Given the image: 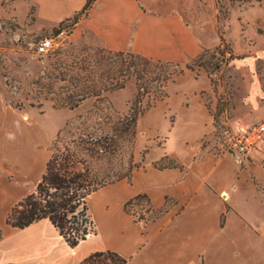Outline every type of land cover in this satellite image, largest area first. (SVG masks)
<instances>
[{
  "label": "rangeland",
  "instance_id": "374dc122",
  "mask_svg": "<svg viewBox=\"0 0 264 264\" xmlns=\"http://www.w3.org/2000/svg\"><path fill=\"white\" fill-rule=\"evenodd\" d=\"M190 7L184 20L200 53L185 51L184 59L174 61L184 72L168 83V97L153 102L139 117L134 142L119 140L110 162L90 159L96 169L122 173L133 163L138 168L131 183L146 180L148 171L163 177L173 170L206 174L217 170L212 182L227 187L234 175L244 179L264 168L257 158L233 157L227 150L230 135L255 120L254 100L264 103V0H193ZM75 15L52 18L40 0H0V181L17 182L9 184V199L36 191L56 148L73 139L111 137L136 98L137 82L132 78L122 90L90 96L69 108L107 82L94 64L98 51L110 50L94 32L78 30L82 20L75 26L65 22ZM48 37L54 48L39 55L35 44ZM135 41L139 46L149 44L145 36ZM173 204L167 199L165 207L156 209L151 198L138 195L124 202V212L146 226ZM198 205L182 218L180 233L172 229L174 241L164 246L160 234L152 250L133 262L126 259L127 264H264V243L253 234L258 229L234 223L236 217L230 213L228 230L240 233V238L227 241L223 236L211 242L205 234L213 226H206L203 219L211 208L210 220L215 223L218 203L206 193ZM218 215L217 228L226 229V214ZM99 226L105 232V226Z\"/></svg>",
  "mask_w": 264,
  "mask_h": 264
},
{
  "label": "crops",
  "instance_id": "0c3cea01",
  "mask_svg": "<svg viewBox=\"0 0 264 264\" xmlns=\"http://www.w3.org/2000/svg\"><path fill=\"white\" fill-rule=\"evenodd\" d=\"M40 1L45 13L52 18L61 19L78 13L87 2V0ZM191 2L193 0H97L89 15L81 21L78 30L94 32L110 50L138 52L161 61L174 62L184 59L185 51L192 55L201 51L196 36L184 20L187 15L184 12L191 10ZM143 36L149 40V44L139 46L138 43H134ZM253 103L255 120L250 124L241 125L240 128L264 122V103L256 99ZM228 153L233 157H240L229 151ZM242 158H257L264 163V144L261 149L252 151ZM216 171L206 174L199 170H173L166 171L163 177L148 171V178L143 182L131 183V180L125 179L99 190L88 199L89 211L95 219L97 234L89 236L76 248L68 245L48 219L24 229L8 225L7 217L12 208L27 195L22 194L9 199V184L17 185V182L5 185L1 180L0 210H3V213L0 225L3 237L0 240V264H83L91 254L99 251H112L133 262L146 251L152 250L155 238L160 234L164 246H167L173 237L172 229L175 228L180 233L183 226L182 218L188 210L197 209L206 193L212 196V200L218 203L220 209L215 223L210 220L211 208L207 210L206 219H203L206 226H213L207 228L205 234L211 242H217L223 236L227 237V241H237L236 238H240V233H231L228 230L230 213H233L236 217L234 223L249 230L251 226L255 227V230L259 231L253 232L256 240L264 243V168L248 173L244 179L234 175L231 185L227 187L212 182ZM43 173L44 171L40 173L38 179H42ZM206 182L214 186L217 192L212 191ZM138 195L151 198L156 209L165 207L167 199H172L174 204L165 215L146 226H141L124 212V202ZM220 211L221 214H226V229L217 228ZM100 223L105 226V232H102ZM194 235L198 236L196 233ZM88 244L92 246L83 252V248Z\"/></svg>",
  "mask_w": 264,
  "mask_h": 264
},
{
  "label": "trees",
  "instance_id": "16d2710c",
  "mask_svg": "<svg viewBox=\"0 0 264 264\" xmlns=\"http://www.w3.org/2000/svg\"><path fill=\"white\" fill-rule=\"evenodd\" d=\"M96 1L87 0L82 10L65 22H71V26L77 25L89 15ZM97 56L99 58L94 65L100 66L101 75L106 77L107 82L102 84L99 91L91 90L69 105V108H77L80 102L90 96L122 90L128 81L134 78L137 82V95L129 114L114 127L111 137L78 138L56 148L46 164V171L36 191L17 203L7 217V224L19 229L48 219L72 248L79 246L89 236L97 234L88 207L89 197L116 182L131 180L138 168L131 163L126 172L102 171L96 169L90 159H106L110 162L119 150V140L132 144L136 137L139 117L153 102L168 97V83L184 72L177 69L180 68L178 63L153 60L132 52L101 50ZM174 66L175 69H170ZM187 68L192 69L190 66ZM217 68H220V65H217ZM2 237L3 230L0 229V240ZM83 264H127V260L112 251H99L91 254Z\"/></svg>",
  "mask_w": 264,
  "mask_h": 264
},
{
  "label": "built area",
  "instance_id": "2783aa9c",
  "mask_svg": "<svg viewBox=\"0 0 264 264\" xmlns=\"http://www.w3.org/2000/svg\"><path fill=\"white\" fill-rule=\"evenodd\" d=\"M39 55H48L54 48L51 38H45L35 44ZM227 150L240 157L252 151L259 150L264 144V122L248 127H242L229 137Z\"/></svg>",
  "mask_w": 264,
  "mask_h": 264
}]
</instances>
